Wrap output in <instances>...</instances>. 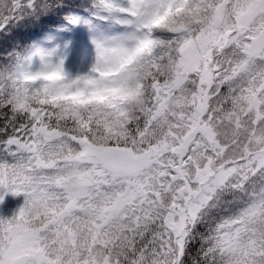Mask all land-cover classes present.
Masks as SVG:
<instances>
[{"label": "snow or ice", "instance_id": "snow-or-ice-1", "mask_svg": "<svg viewBox=\"0 0 264 264\" xmlns=\"http://www.w3.org/2000/svg\"><path fill=\"white\" fill-rule=\"evenodd\" d=\"M0 189V264H264V0H0Z\"/></svg>", "mask_w": 264, "mask_h": 264}, {"label": "clouds", "instance_id": "clouds-1", "mask_svg": "<svg viewBox=\"0 0 264 264\" xmlns=\"http://www.w3.org/2000/svg\"><path fill=\"white\" fill-rule=\"evenodd\" d=\"M64 177L63 191L67 197H80L90 191V185L84 178V173L79 165L69 168L64 173Z\"/></svg>", "mask_w": 264, "mask_h": 264}, {"label": "trees", "instance_id": "trees-1", "mask_svg": "<svg viewBox=\"0 0 264 264\" xmlns=\"http://www.w3.org/2000/svg\"><path fill=\"white\" fill-rule=\"evenodd\" d=\"M33 30L29 25L22 26L21 31L17 34L18 36H28L32 35ZM11 42V39L8 41ZM25 196L23 193L19 195H14L10 192L9 196L3 203L0 209V218H11L15 213L18 212L19 208L23 205Z\"/></svg>", "mask_w": 264, "mask_h": 264}, {"label": "rangeland", "instance_id": "rangeland-1", "mask_svg": "<svg viewBox=\"0 0 264 264\" xmlns=\"http://www.w3.org/2000/svg\"><path fill=\"white\" fill-rule=\"evenodd\" d=\"M3 192H4V190L3 189H0V194H2ZM9 194H10V192L5 195V198H4L3 202H0V209L3 206V203L6 200V198L9 196Z\"/></svg>", "mask_w": 264, "mask_h": 264}]
</instances>
